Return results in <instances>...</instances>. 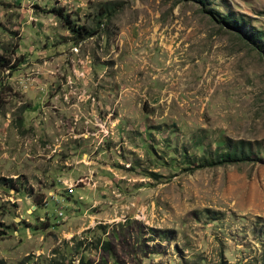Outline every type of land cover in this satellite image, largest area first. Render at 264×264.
<instances>
[{"label": "rangeland", "instance_id": "374dc122", "mask_svg": "<svg viewBox=\"0 0 264 264\" xmlns=\"http://www.w3.org/2000/svg\"><path fill=\"white\" fill-rule=\"evenodd\" d=\"M2 52L0 264H264V0H0Z\"/></svg>", "mask_w": 264, "mask_h": 264}, {"label": "trees", "instance_id": "16d2710c", "mask_svg": "<svg viewBox=\"0 0 264 264\" xmlns=\"http://www.w3.org/2000/svg\"><path fill=\"white\" fill-rule=\"evenodd\" d=\"M233 21V20H232ZM12 59V55H8L7 57L5 56L4 52H2V54H0V70H8L11 71L12 69H14V67H16L18 65V62L20 61L19 58H17V62L16 63H11ZM237 143H240V142H237ZM240 146V147H239ZM238 147L240 149L241 148V145H239ZM228 147V146H227ZM241 153V152H240ZM224 157L225 158H218L216 157L214 159V164H219V163H224V162H234V161H238V160H243L245 157V154H241L238 156V154L236 153V151L233 149V152H227L224 154Z\"/></svg>", "mask_w": 264, "mask_h": 264}]
</instances>
